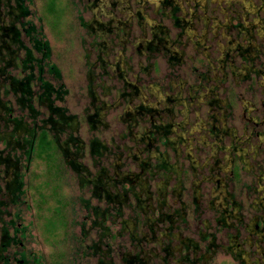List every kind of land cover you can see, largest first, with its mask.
I'll list each match as a JSON object with an SVG mask.
<instances>
[{"label": "rangeland", "instance_id": "obj_1", "mask_svg": "<svg viewBox=\"0 0 264 264\" xmlns=\"http://www.w3.org/2000/svg\"><path fill=\"white\" fill-rule=\"evenodd\" d=\"M48 2L25 0L24 22L41 29L60 72L66 95L56 105L74 117L78 163L91 175H125L112 192L128 198L95 252L92 208L105 209L104 196L79 183L61 151L29 162L12 152L23 194L8 202L0 179V256L264 264V0H55L53 10ZM7 13L0 0V25L13 20ZM4 100L16 110L10 94ZM161 126L168 131L154 130ZM93 139L106 146L100 157ZM3 227L18 244L5 243Z\"/></svg>", "mask_w": 264, "mask_h": 264}, {"label": "trees", "instance_id": "obj_2", "mask_svg": "<svg viewBox=\"0 0 264 264\" xmlns=\"http://www.w3.org/2000/svg\"><path fill=\"white\" fill-rule=\"evenodd\" d=\"M54 1L49 0V10L54 9ZM5 8L13 19L6 25H0V141L5 145L0 151V179L4 183L7 200L14 204L23 194V182L18 173L19 158L12 156V152L21 151L29 162L36 152L38 155L50 158L54 151H61L62 158L78 178L79 183L91 186L93 197L102 195L107 201L108 206L105 209L92 208L97 220L93 225H98L100 229L98 241L90 246L96 252L103 245V239L111 235V228L105 223L112 219L113 224L115 219L122 216L121 209L125 207L128 198L126 191H112L116 190V186H122L128 178L125 175L116 178L113 174L109 177L105 169L102 173L91 175L78 163V159L82 156V143L74 135L76 131L74 117L68 115L64 108L56 105L63 101L66 91L60 84L59 70L50 61L51 52L48 42L40 28H36L30 22H24L29 16L25 0H5ZM152 41L148 49L152 52L160 50L155 42L160 44L162 40L156 37L155 40L151 38ZM13 72L19 73V76H15ZM8 94L14 100L16 110L11 107L9 101L4 100ZM133 110L134 115H140L141 111L146 113L149 111L148 108L142 107H135ZM43 114L45 117L41 118ZM97 120L96 111L88 121L92 125ZM156 129L167 132L168 126L155 127L154 130ZM139 139L143 138L139 137ZM69 146L74 150L72 154L67 151ZM88 146L90 152L99 157L107 150L106 146L97 139L90 140ZM4 152L7 153L4 155ZM161 167L163 168L162 165ZM0 205L3 206L4 202H0ZM7 229L8 227H3L2 239H6L5 243L8 245L18 244L19 241L15 236H8ZM17 231L22 232L24 229L16 228L15 232ZM104 253L109 256L110 251L106 250ZM31 257L21 254L17 264H29L31 259L32 264H39V258ZM183 259L186 260L185 257ZM104 260L99 261V264H113L111 260ZM124 261L126 264H141L137 258ZM0 263L9 264L4 256H0Z\"/></svg>", "mask_w": 264, "mask_h": 264}]
</instances>
